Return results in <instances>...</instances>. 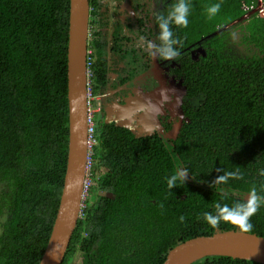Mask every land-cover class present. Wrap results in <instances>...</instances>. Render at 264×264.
<instances>
[{
  "label": "trees",
  "instance_id": "16d2710c",
  "mask_svg": "<svg viewBox=\"0 0 264 264\" xmlns=\"http://www.w3.org/2000/svg\"><path fill=\"white\" fill-rule=\"evenodd\" d=\"M259 2L188 0V26L175 25L178 65L167 74L187 90L176 140L163 137L176 122L170 115L161 134L136 138L106 123L102 105L92 186L63 264H163L190 239L239 231L226 222L213 228L202 214H214L216 202H246L253 186L264 195ZM215 3L222 7L209 19L206 9ZM69 16L70 0H0V264H39L52 233L69 146ZM103 55H93L95 94L106 93L117 72ZM130 80L120 74L121 82ZM178 167L188 176L169 190ZM225 172L242 178L214 184ZM250 222V234L264 237V206ZM193 264L260 263L209 256Z\"/></svg>",
  "mask_w": 264,
  "mask_h": 264
},
{
  "label": "water",
  "instance_id": "95a60500",
  "mask_svg": "<svg viewBox=\"0 0 264 264\" xmlns=\"http://www.w3.org/2000/svg\"><path fill=\"white\" fill-rule=\"evenodd\" d=\"M89 22L90 0H70L67 166L52 233L39 264H63L84 208L83 189L88 156ZM159 80L160 85L155 90L141 92L138 96L126 99L123 104L115 102L105 108L106 123L114 122L119 127L130 129L136 138H141L152 136L158 131L162 116H177L180 119L165 134V138L176 140L183 127L184 112L181 106L187 90L175 80L167 82L164 77ZM162 90H167V100L161 95ZM209 256L264 264V237L233 230L199 236L171 249L163 264H193Z\"/></svg>",
  "mask_w": 264,
  "mask_h": 264
},
{
  "label": "flooded vegetation",
  "instance_id": "af4514ba",
  "mask_svg": "<svg viewBox=\"0 0 264 264\" xmlns=\"http://www.w3.org/2000/svg\"><path fill=\"white\" fill-rule=\"evenodd\" d=\"M174 2L175 0H90L89 49L95 58L99 52L104 53L109 65L118 72L111 76L112 85L107 88L106 99L103 97L101 105L109 106L115 102L123 104L131 96L153 91L160 85V77H164L167 82L172 81L167 74L178 65L177 61H163L158 56L153 59L143 46L137 45L140 36L159 45L156 17L167 15ZM171 29L175 38V24L171 25ZM120 74H125L132 80L121 82ZM182 99L184 122L186 114L184 98ZM165 116L161 117L156 133L161 134V122ZM173 118H176V122L180 119L177 116ZM167 132L163 134L164 138Z\"/></svg>",
  "mask_w": 264,
  "mask_h": 264
},
{
  "label": "clouds",
  "instance_id": "9594fccd",
  "mask_svg": "<svg viewBox=\"0 0 264 264\" xmlns=\"http://www.w3.org/2000/svg\"><path fill=\"white\" fill-rule=\"evenodd\" d=\"M222 7L221 3H215L207 7L206 11L209 19L216 16ZM191 5L188 0H176L171 6L170 11L167 15H158L156 17L159 34L157 39L160 41L159 45L152 40H147L144 36L139 37L138 47L143 46L149 53L150 56L155 59L157 56L163 61L174 60L178 55L179 51L174 47L177 44H181L182 41L179 38H173L174 33L171 29V25L186 28L189 20L188 16L190 13ZM167 90H162L161 95L167 100L165 95ZM112 123V122H110ZM260 175L264 176V172ZM188 176V169L178 167L177 170L167 178V186L169 190L177 187V182L184 183ZM230 178L240 179L236 172H225L223 175L217 177L213 182L214 184H224ZM261 206H264V195H259L255 186H253L247 196V201L237 202L232 206L226 203L216 202L214 204L215 213L204 212L202 214L203 220L213 228H218L221 222H226L236 226L241 233H250L253 230L254 225L250 222ZM159 207L163 208L160 204ZM185 217L180 216L179 220L181 223L185 222Z\"/></svg>",
  "mask_w": 264,
  "mask_h": 264
},
{
  "label": "built area",
  "instance_id": "2783aa9c",
  "mask_svg": "<svg viewBox=\"0 0 264 264\" xmlns=\"http://www.w3.org/2000/svg\"><path fill=\"white\" fill-rule=\"evenodd\" d=\"M94 59L93 53L88 49V60H87V74H88V84H87V94H88V156H87V170L86 178L84 181V200L87 198L90 187L92 186L93 173L92 168L94 166V161L92 159V154L94 146L97 144V139L94 136L95 132V119L98 113L102 111V105L99 104V99L101 96L95 94L92 89V77ZM104 97V96H103ZM85 202V201H84Z\"/></svg>",
  "mask_w": 264,
  "mask_h": 264
},
{
  "label": "rangeland",
  "instance_id": "374dc122",
  "mask_svg": "<svg viewBox=\"0 0 264 264\" xmlns=\"http://www.w3.org/2000/svg\"><path fill=\"white\" fill-rule=\"evenodd\" d=\"M259 9V12L262 14V15H264V12H263V10H264V3H260L259 2V6H258V8H257V10ZM201 52H203V50L201 49V48H199L198 50H196V51H193V53L196 55V54H199V53H201ZM97 95H99V96H101V98L99 99V104L101 105L102 103H101V101H102V99H103V96H104V98L106 97V93H104V95L103 94H100V93H97ZM108 106H105V108H107ZM167 116V115H166ZM101 117V116H100ZM104 117V116H103ZM0 191H1V185H0ZM5 220H6V217H5V215L4 216H1L0 215V235H1V233H2V228H3V224H4V222H5Z\"/></svg>",
  "mask_w": 264,
  "mask_h": 264
}]
</instances>
